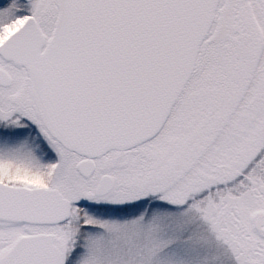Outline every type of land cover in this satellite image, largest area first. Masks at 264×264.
<instances>
[{
	"label": "rangeland",
	"instance_id": "rangeland-1",
	"mask_svg": "<svg viewBox=\"0 0 264 264\" xmlns=\"http://www.w3.org/2000/svg\"><path fill=\"white\" fill-rule=\"evenodd\" d=\"M21 1L0 10V42L29 16L52 29L55 0ZM8 68L26 84L19 96L17 84L0 88V178L22 173L74 203L56 229L65 264H264V0H220L163 130L117 162L114 153L100 161L112 162L116 186L89 213L77 202H87L94 179L49 133L24 69ZM21 140L46 142L58 160L22 150Z\"/></svg>",
	"mask_w": 264,
	"mask_h": 264
},
{
	"label": "water",
	"instance_id": "water-1",
	"mask_svg": "<svg viewBox=\"0 0 264 264\" xmlns=\"http://www.w3.org/2000/svg\"><path fill=\"white\" fill-rule=\"evenodd\" d=\"M30 1V0H24ZM220 0H59L52 41L33 18L0 45V57L23 66L50 134L86 160L154 139L189 82ZM11 78L0 69V85ZM114 188L104 176L94 194ZM71 203L57 190L0 183V220L59 224ZM264 233V229H263ZM47 236L21 238L0 264H63Z\"/></svg>",
	"mask_w": 264,
	"mask_h": 264
},
{
	"label": "flooded vegetation",
	"instance_id": "flooded-vegetation-1",
	"mask_svg": "<svg viewBox=\"0 0 264 264\" xmlns=\"http://www.w3.org/2000/svg\"><path fill=\"white\" fill-rule=\"evenodd\" d=\"M10 1H8V0H0V10L7 9L6 7L9 5V3L6 6V2H10ZM22 1L24 2V0H22ZM55 3L57 5L58 16H59V13H60L59 0H55ZM58 16L56 18L55 23H53L52 29L50 31H49L50 25H48V27H44L43 28V26L38 21V17H36V16H29L27 18V19L33 18L35 20L36 25L38 26L41 34L44 37V48L42 49V51L46 48V46L48 45V43L52 41V37H53L54 32H55V29H56V24H57ZM26 20H25V22H26ZM25 22H23L21 25H19V27L17 28V30ZM4 27L6 29V25ZM17 30H15L14 32H16ZM50 33H51V36H50V39L48 40V36L47 35H49ZM12 34H10V35H12ZM4 36L5 37L0 42V45L3 42L6 41V33L4 34ZM10 64L13 65V66H15V67L24 69L22 66L16 65V64H14L11 61L3 60L2 58H0V69H3L4 71H6V73H8L9 76H10V78H11V83L8 86H5L4 87V86H1L0 85V88L11 89L12 86L14 87L17 84L16 85V90L17 91H16V94H14V95H18L19 96L22 93V91H20V90L22 88H24V85L26 83L23 81V79H21L19 81H15L13 79V77L11 75V72L9 71V68H8V66ZM24 71H25V69H24ZM25 81L31 87V84L29 83V80L28 79H25ZM31 90H32V87H31ZM32 94H33L34 100H35V102L37 104V107L39 109V113L41 115V118L43 119L41 109H40V107L38 105V101H37V99H36L33 91H32ZM6 126H8V125H6ZM9 126H20V125H17V124H9ZM213 126H215V125H213ZM56 141L58 142V140H56ZM20 143H22V145H20L23 148L22 150H25V148H33L34 149L33 151H37L38 153H42L45 157L49 158V159H46V160H50V159L51 160H54L52 158L53 155H55V157H56L54 161H57L58 158H59V156L57 154H54L53 153V151H52L53 148L51 146H49V145H45L46 142L44 143V141H39V140H21ZM61 146L63 147L62 144H61ZM6 147H8V144L7 143H6ZM63 150L69 152L70 154H72V156H74L75 159L70 158L69 160H70L71 164L73 165V167L78 172V168H77L78 167V164L80 162L84 161L85 158L77 155L74 152L68 151L64 147H63ZM18 153H20V152H18ZM111 153H114L115 154V161H113V162H117V161L120 160V158H121L120 157V153L121 152H118V151H109L102 158L93 160L94 172L88 178V180L89 179H94V182H93V185H92L93 190L88 191L85 194V199L87 200V202H77V203H79V204H77V208L80 211H86L87 213H89L92 208L93 209H96L100 205L91 204L89 202H91V201H93V200H95L97 198H103V197H105L107 195L106 194V195H103V196H95V197H93L91 199H87L86 198L87 195L94 194L96 192L97 187L99 186V184H100V182H101V180H102V178L104 176H110V177L113 178L112 173H111V170L113 168L112 167L113 166L112 165V162H110V161H103L102 163H100L101 160L105 159ZM14 162L16 164H18V162H22L21 161V157L19 156L18 158L14 159ZM78 174L81 175L79 172H78ZM10 176H15V177H12V178L6 177V180L0 178V183L6 185L7 187L14 188V189H22V188H24V189H29V190H36V189H45V190H48V191H50V190H57L64 198H66L64 196V193H61L58 189H55V188L50 187V186H47V185H42L40 183H36V182L34 183V182H30L29 180H26L24 178L25 175L22 174V173H19L17 175L16 174H13V175H10ZM115 186H116V183H115V179H114V188H113V190L115 189ZM70 202H71V215H70V219L67 220V221H65V222H63V223H59V224H37V223H27V222H16V221H11V220H6V221L0 220V227L1 228H2V226H3V228L6 227L5 228L6 229V241H4L2 243V247L0 246V259L3 258L7 253H9L12 250V248L15 246V244L21 238H24V237H33V236H47L49 239H52L53 240L52 245L54 247L58 248V250H60V251L63 252V254H64V256H63V264H65L67 252L63 248L62 242L60 241V238L58 236L59 235L58 234V231L56 229L57 228H60V227H63L66 223H68L72 219L71 217H72V211H73L74 203L72 201H70Z\"/></svg>",
	"mask_w": 264,
	"mask_h": 264
},
{
	"label": "trees",
	"instance_id": "trees-1",
	"mask_svg": "<svg viewBox=\"0 0 264 264\" xmlns=\"http://www.w3.org/2000/svg\"><path fill=\"white\" fill-rule=\"evenodd\" d=\"M214 124V123H213Z\"/></svg>",
	"mask_w": 264,
	"mask_h": 264
}]
</instances>
